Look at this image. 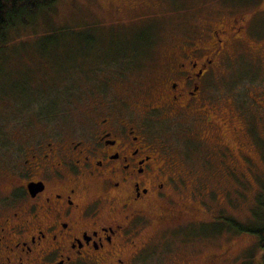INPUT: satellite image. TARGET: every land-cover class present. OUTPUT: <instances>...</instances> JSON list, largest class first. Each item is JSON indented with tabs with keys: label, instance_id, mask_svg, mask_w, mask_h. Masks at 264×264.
Instances as JSON below:
<instances>
[{
	"label": "rangeland",
	"instance_id": "1",
	"mask_svg": "<svg viewBox=\"0 0 264 264\" xmlns=\"http://www.w3.org/2000/svg\"><path fill=\"white\" fill-rule=\"evenodd\" d=\"M234 19L241 39L226 43L205 79L213 125L185 115L152 129L176 158L174 199L210 218L180 232L183 264L220 245L232 251L223 264H262L259 237L237 227L264 225V0H57L0 51V169L22 165L30 148L84 136L106 111L139 122L174 46Z\"/></svg>",
	"mask_w": 264,
	"mask_h": 264
},
{
	"label": "flooded vegetation",
	"instance_id": "2",
	"mask_svg": "<svg viewBox=\"0 0 264 264\" xmlns=\"http://www.w3.org/2000/svg\"><path fill=\"white\" fill-rule=\"evenodd\" d=\"M243 30L234 19L205 30L207 41L174 46L155 95L140 103L139 122L106 111L84 136L30 148L22 165L0 169V264H183L174 252L180 232L210 218L197 203L174 199L176 158L152 123L186 115L213 125L205 79ZM220 248L201 264L231 257L230 246Z\"/></svg>",
	"mask_w": 264,
	"mask_h": 264
},
{
	"label": "trees",
	"instance_id": "3",
	"mask_svg": "<svg viewBox=\"0 0 264 264\" xmlns=\"http://www.w3.org/2000/svg\"><path fill=\"white\" fill-rule=\"evenodd\" d=\"M56 2L57 0H0V51L6 47L8 39L12 36L11 30L17 28L22 30L25 26L35 25L37 16L49 12ZM260 205L264 209V199H260ZM237 228L256 234L264 250V225L254 228Z\"/></svg>",
	"mask_w": 264,
	"mask_h": 264
}]
</instances>
